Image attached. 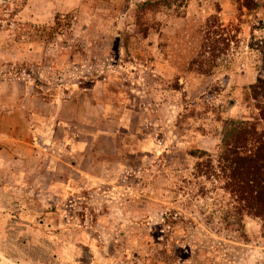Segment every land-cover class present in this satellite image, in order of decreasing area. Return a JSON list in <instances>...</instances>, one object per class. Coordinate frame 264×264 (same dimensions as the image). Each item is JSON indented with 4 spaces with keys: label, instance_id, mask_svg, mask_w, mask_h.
Segmentation results:
<instances>
[{
    "label": "rangeland",
    "instance_id": "obj_1",
    "mask_svg": "<svg viewBox=\"0 0 264 264\" xmlns=\"http://www.w3.org/2000/svg\"><path fill=\"white\" fill-rule=\"evenodd\" d=\"M249 1L0 0V264H264L263 222L228 228L190 154L264 131Z\"/></svg>",
    "mask_w": 264,
    "mask_h": 264
},
{
    "label": "trees",
    "instance_id": "obj_2",
    "mask_svg": "<svg viewBox=\"0 0 264 264\" xmlns=\"http://www.w3.org/2000/svg\"><path fill=\"white\" fill-rule=\"evenodd\" d=\"M252 6L250 0L247 7L254 9ZM258 84L263 86L264 82L259 80ZM190 154L206 160L202 164L208 173L216 176L231 196L236 213L228 228L236 226V232H243L245 216L260 219L264 226V131L248 121L230 120L224 125L216 160L199 149Z\"/></svg>",
    "mask_w": 264,
    "mask_h": 264
},
{
    "label": "crops",
    "instance_id": "obj_3",
    "mask_svg": "<svg viewBox=\"0 0 264 264\" xmlns=\"http://www.w3.org/2000/svg\"><path fill=\"white\" fill-rule=\"evenodd\" d=\"M22 118H23V121H22L23 132H25V131L27 132V130H28V133H29L30 126H31V123H30L31 118H30L29 113L26 114V112H24L23 115H22ZM12 123L15 124V125L16 124L19 125V119H18V117H13ZM17 125L15 126V129L18 128ZM1 149L4 150V148H1ZM12 150H10V151H12Z\"/></svg>",
    "mask_w": 264,
    "mask_h": 264
},
{
    "label": "water",
    "instance_id": "obj_4",
    "mask_svg": "<svg viewBox=\"0 0 264 264\" xmlns=\"http://www.w3.org/2000/svg\"><path fill=\"white\" fill-rule=\"evenodd\" d=\"M6 263H9V264H17V263H14L12 262L11 260L9 259H6V258H2Z\"/></svg>",
    "mask_w": 264,
    "mask_h": 264
},
{
    "label": "bare ground",
    "instance_id": "obj_5",
    "mask_svg": "<svg viewBox=\"0 0 264 264\" xmlns=\"http://www.w3.org/2000/svg\"><path fill=\"white\" fill-rule=\"evenodd\" d=\"M3 264H6V263H3Z\"/></svg>",
    "mask_w": 264,
    "mask_h": 264
}]
</instances>
